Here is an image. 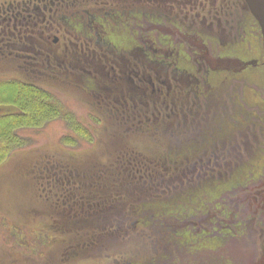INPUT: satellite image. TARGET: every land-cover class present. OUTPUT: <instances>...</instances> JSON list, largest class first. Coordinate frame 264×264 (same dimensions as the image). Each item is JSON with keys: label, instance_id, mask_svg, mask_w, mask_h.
<instances>
[{"label": "flooded vegetation", "instance_id": "obj_1", "mask_svg": "<svg viewBox=\"0 0 264 264\" xmlns=\"http://www.w3.org/2000/svg\"><path fill=\"white\" fill-rule=\"evenodd\" d=\"M112 1L117 4H112ZM217 1L0 0V62L28 72L31 77L24 82L31 85L57 79L59 83L67 82L79 87L81 76L87 77L89 82L90 77L95 79L100 74L104 79L98 91L103 89L106 93L101 106L105 117L120 118L126 124L127 120L136 119L131 127L135 126L143 132L162 130L168 125L165 120L170 119L167 130L172 134L176 129L175 117L178 120L180 114L185 116V132L193 133L192 126L199 130L197 136L188 138L182 146L187 154L184 163L189 165L190 176L199 182L215 179L233 181L235 186L230 193L241 191L249 199L253 193L251 185L261 181L264 184L263 37L246 0H242L244 8L239 7V0H221L220 10L216 8ZM209 7L214 8L211 10ZM79 18H153V26L141 27L146 31L166 22V31L158 28L156 35H169L175 49L163 43L154 50L155 62H144L138 52L133 60L125 48L121 58L124 63L110 62L107 57L103 62L101 58L97 60V53L114 51L115 47H96L92 38L88 43L69 30L67 23H75L71 27L75 30ZM206 22L210 24L206 26ZM219 23L217 29L220 34L215 30V25ZM132 30H137L136 25ZM224 35L228 38H223ZM191 37L200 39V42L189 41ZM181 52L186 54V61L176 56ZM80 55L87 59L86 62L90 60L89 63L74 61L70 65L69 60L63 58L80 60ZM232 62L235 64L233 68ZM222 63L230 67L223 69ZM145 82L152 87V93L159 92V97L164 98L162 103H167L166 111L162 105L151 106L149 99L144 98ZM156 82L161 85L157 87ZM110 85L115 86L109 89L107 86ZM230 87L233 94L226 102L225 91ZM90 89L96 90L94 86ZM174 95L186 96L187 101L184 103L177 98L180 105L177 106L175 100L174 106H171L169 99ZM229 103L239 111H231ZM190 104L192 108L185 109ZM152 107L155 110H150ZM178 107L181 108L178 110ZM181 124L178 122L177 125ZM198 148L201 151L194 156L192 151ZM122 165L127 163L122 161ZM140 180L142 176L134 173L121 174L114 179L91 177L89 194L81 192L80 188V192L73 191L69 198L66 197L64 203L71 211L87 207L89 212H95L108 207L107 203L115 191L123 194L128 184L136 187V181L141 183ZM143 182L147 185V180ZM124 198L115 197V200L127 204ZM248 204H252L251 200ZM237 226L245 231L244 223ZM235 233L232 229L230 239ZM231 242L234 241L220 239L215 245L203 244L196 250L203 249L214 254H200L197 258H201L204 264H238L237 254L233 250H229L230 255L225 251Z\"/></svg>", "mask_w": 264, "mask_h": 264}, {"label": "rangeland", "instance_id": "obj_2", "mask_svg": "<svg viewBox=\"0 0 264 264\" xmlns=\"http://www.w3.org/2000/svg\"><path fill=\"white\" fill-rule=\"evenodd\" d=\"M239 1V7L244 8L242 0ZM217 2L216 8L220 10L221 0ZM213 8L209 7L211 10ZM209 24L210 22L205 23L206 26ZM220 24L215 25V30ZM223 38L228 36L224 35ZM182 40L186 42L185 39ZM63 58L68 59L70 65L74 63L69 57ZM231 66H235L234 62ZM227 67L230 65L222 63L221 68ZM28 77V72L0 62L1 114L12 111L17 105L13 100L2 99L1 95L15 88L24 90L22 86L28 84L24 81L31 76ZM100 77L103 78L101 75ZM41 82L39 86L51 94L52 99L58 101L64 111L73 113L83 129L77 131L61 117L45 120L35 127L17 129L21 147L13 148L10 152H0V264H118L123 261L132 264H204L197 255L214 253L193 250L194 246L190 248L185 243L179 245L178 241L183 239L176 232L179 224L192 230L198 228V225L203 226L214 237L215 227L211 226L212 222L218 226L227 225L236 229L235 221L244 223L245 231L234 238V242L229 243L225 251L229 253V250H233L238 256V264H264L263 181L251 185L252 198H245L247 194L244 195L241 191L223 198L224 202L230 203L228 205L236 213V217H214V210L210 209L207 215L199 214V217L184 219V222L169 220L173 226L168 230L165 227L160 229L157 225L146 226L147 224H141L140 221L134 222L135 213H129L131 215H128L127 220L123 219L125 222L120 219L111 223V216L121 215L124 208L126 211L140 201L151 203L154 194H151L153 191L149 190L148 184L144 185L143 181L148 178L146 176H142L141 183L136 181L134 191L124 190L128 197L127 204L112 197L107 208L95 212H88L87 207L85 210L77 208L74 211L65 208L64 201L73 191L80 192L81 188V192L89 194L91 177H120L119 171L122 169L119 164L131 154L135 153L138 160L150 168L154 167L150 160L167 158L170 161L178 152L179 157H182V146L188 142V138L197 136L199 130L192 126L193 133L187 134L185 116L180 114V119L175 117L176 129L172 134L167 130L170 119L165 120L168 125L162 130L143 132L135 126L131 127L132 123L137 122L136 119L131 118L126 124L120 118H106L104 109L101 110L103 97L97 98L67 82L59 83L57 79ZM156 83L157 87L161 85ZM144 84V98L149 99L151 106L162 105L166 111L167 103H162L164 98L159 97V92L152 93L150 84ZM115 85L107 87L110 89ZM27 90L25 89L26 92ZM102 93H105L103 89ZM164 93L167 94V89ZM237 93L239 94V90ZM232 94V87L225 91L226 102ZM177 98H181L184 103L187 101L186 96L174 95L169 99L171 106H174L175 100L177 106L180 105ZM229 106L231 111H239L231 103ZM186 107L192 108V104L185 106V109ZM204 108L208 111L207 106ZM178 122L182 124L178 126ZM232 128L233 126L229 128L230 132ZM192 153L196 156L195 151ZM184 154L186 155V151ZM182 163L184 162L179 165L182 166ZM170 171L174 172L172 169ZM188 176L190 177L189 172ZM196 182L191 177L190 180L173 187L168 193L171 199L174 198L170 207L173 208L179 203L176 201L178 193L184 191L187 196L195 188ZM249 200L252 204H248ZM138 213H143L144 216L153 213V209L138 210ZM192 222L198 225L190 224Z\"/></svg>", "mask_w": 264, "mask_h": 264}, {"label": "trees", "instance_id": "obj_3", "mask_svg": "<svg viewBox=\"0 0 264 264\" xmlns=\"http://www.w3.org/2000/svg\"><path fill=\"white\" fill-rule=\"evenodd\" d=\"M111 3L117 4V2L113 1ZM101 14L104 13L101 12ZM153 20V18H79V24L75 30L71 28L76 25L75 23L70 22L67 23V25L69 30L77 33L88 43L92 38L96 44V47H115L116 50L114 51H104L97 53V60L101 58L103 62H106L105 57H107L110 62H119L123 57V53L125 52L124 49L126 48L128 56L133 60H135V54L138 52L140 54L139 57H141L144 62H155L157 57L154 50L158 46H161L163 43L166 47L171 46L175 49V46L174 42L170 40L169 35H161L162 33H160L158 36L156 35L157 31L159 30L158 28L164 31L165 25H167L166 22H163L162 24L160 23L159 27L155 28L154 30L153 28L150 29V31L141 29V27L144 28L153 26ZM135 25L137 30H132V27ZM189 39L188 40L191 42H200V39L198 38L191 37ZM97 41L100 42L99 45H97ZM176 56L179 57L181 61H186L185 53L181 52L179 55L176 54ZM79 58L80 60H74L73 57H71L73 61L82 63L86 62L85 60H87L82 55H80ZM89 61L87 62L89 63ZM87 80V77L82 78L81 76L79 78V85L81 87H79L83 91L94 94L97 98H102L104 94L98 91V86H100L99 84L102 81V77L99 75L95 79L90 77L89 82H87ZM91 86H94L96 90H91ZM22 87L24 90H17V88H15L8 90L3 96L1 95L2 99L13 100L17 104L12 111H7L6 113L2 114L0 113L1 153L3 151L10 152L13 148L21 147L22 143L20 141V136L16 134L17 129L35 127V125L40 122H44L45 120L49 121L51 119L61 117L66 119L68 123L72 127H75L74 129L77 131L83 129L81 127V123L77 121L74 114L64 111L60 103L56 100H53L52 95L49 94L43 87L41 88V86L35 84H27L23 85ZM25 89H28L27 92ZM102 101H104V98H102ZM152 132L153 131H149V133ZM182 151V157H179L178 152V155L169 159L170 161H167V158H164L163 160L158 159V161L150 160L154 164L153 168H150V166L148 167L139 161L135 153L131 154L128 159L122 160L127 163V165L121 166V162L119 165L122 167V171H119V173H125V175H133L134 173V175L137 176L148 177L145 179L147 180L146 184H148L149 190L153 191L151 194H154V200L152 199L151 203L140 201L136 203V205L128 207L126 211L124 208V211L121 215L111 216V223H116L120 219H122V221L127 220L128 215H131L129 213H135L137 217L135 216L136 220H134V222L140 221L141 224H147L146 226L157 225L160 226L158 227L160 229H164L165 227L167 228L165 230H168L173 226L170 224L169 220L177 219L179 222H184V219H195L199 217V214L207 215L210 209L214 210V217H220V215H222L225 218L228 217L232 219V217L236 215L235 212L231 211V208L228 205L229 202L223 201L225 196L227 197L228 195H232L230 191L234 190L233 186H235V184L233 181L222 182L218 179L213 181H197L196 184H194L195 188H193L192 191H189L187 196H185L184 191L180 194L178 193V199L176 201L179 203L173 208L170 207L171 201L174 198L171 199V196H169L168 193L173 187L180 184V182L191 179V176H188L190 169L189 166H185L184 163H182V166L179 165L180 162H184V159L187 156V154H184V150ZM200 151L201 148L195 150V152ZM182 158L184 159L182 160ZM170 169L174 170V172H171ZM193 179L194 181L197 180L196 178ZM184 188L182 189L184 190ZM127 189H133L134 191L136 187L128 184ZM115 197L128 198L125 193L120 194L119 191L114 192L113 198L115 199ZM126 202L128 203L127 200ZM144 209H146V211L148 209H153V213H147L144 216L142 215L143 213H138V210L144 211ZM190 224L198 225L194 222ZM216 224L217 223L215 222L211 223V226L213 228L215 227V235H213L214 237H211L212 235L208 233L207 228H203V226L198 225V228L195 227L193 228L195 230H192L189 227H181L179 224V228L176 232L180 239H184L178 241V243H180L179 245L185 243L190 248L194 246L195 249L193 250H196L200 249L205 242V244L208 243L210 245H215L220 242V239H223V241L224 239L233 240L234 238L239 237V234L243 232L242 230H239V227L237 226L238 221H235L234 228H236V233L233 234L230 239L229 233L233 228L228 227L227 229V225L218 226Z\"/></svg>", "mask_w": 264, "mask_h": 264}, {"label": "water", "instance_id": "obj_4", "mask_svg": "<svg viewBox=\"0 0 264 264\" xmlns=\"http://www.w3.org/2000/svg\"><path fill=\"white\" fill-rule=\"evenodd\" d=\"M246 3L252 15L260 25L264 46V0H246Z\"/></svg>", "mask_w": 264, "mask_h": 264}]
</instances>
